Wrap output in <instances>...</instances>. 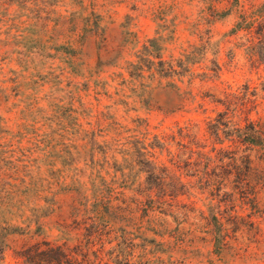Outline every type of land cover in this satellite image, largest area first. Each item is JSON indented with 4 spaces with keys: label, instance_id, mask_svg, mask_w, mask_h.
Returning a JSON list of instances; mask_svg holds the SVG:
<instances>
[{
    "label": "rangeland",
    "instance_id": "rangeland-1",
    "mask_svg": "<svg viewBox=\"0 0 264 264\" xmlns=\"http://www.w3.org/2000/svg\"><path fill=\"white\" fill-rule=\"evenodd\" d=\"M0 207L5 264H264V0H0Z\"/></svg>",
    "mask_w": 264,
    "mask_h": 264
},
{
    "label": "trees",
    "instance_id": "trees-1",
    "mask_svg": "<svg viewBox=\"0 0 264 264\" xmlns=\"http://www.w3.org/2000/svg\"><path fill=\"white\" fill-rule=\"evenodd\" d=\"M161 39L157 38V39H152L149 41V46H145L144 47V51L142 53V55L139 56L140 61L141 60H149L150 57H154V58H158L161 59L160 57V45H159V41ZM150 62V61H149ZM163 61H159L158 65H163ZM178 64H180V70L182 69L183 66V62L179 61ZM132 69L137 70L139 69V65L136 64H131ZM164 68V67H163ZM164 70V69H163ZM164 73H161L162 76L161 78H167L168 76L170 77H175L177 75H179L180 73H177L176 70L174 68H170V73H165V71H162ZM165 74H168L167 76ZM223 114L219 115V117H222ZM217 128L220 126L226 127V123L222 122V121H217L216 124ZM249 128H245V129H235V138L237 137L238 143H240L241 145H253L255 143H257V140L260 138V133L258 130H256L255 125L254 124H250V126H248ZM186 132V133H185ZM224 132V131H222ZM178 135L180 138H187L190 136V132L184 130V128H179L178 129ZM214 135H216V137H218V139L220 138V128L216 129V132L214 133ZM172 138L176 139V134H172ZM156 141L158 142V144L160 145V147L162 149L165 148V143L164 142H160L158 140V137H155ZM181 146V148H186V146L179 144ZM154 146V145H153ZM156 147V146H154ZM164 151V150H162ZM248 160V159H247ZM151 169L146 171L147 175H148V181L152 180L153 183L155 184L156 182H161V179L159 178V172L164 171L165 166L163 167H159L158 165H154V163H152V161H146V163ZM215 181H213L212 179L209 181V185H214ZM221 185L225 184V179L221 178L220 183ZM5 212L4 210L0 207V264H5V251L8 248V238L13 235V233H15V227L11 226L9 224V222L5 219ZM45 246H47L46 253H48V255H52V256H56V258L50 256L49 258L51 259L50 264H64L66 262H69V256L67 255V252L64 248L62 247H51V245L49 243H43Z\"/></svg>",
    "mask_w": 264,
    "mask_h": 264
}]
</instances>
